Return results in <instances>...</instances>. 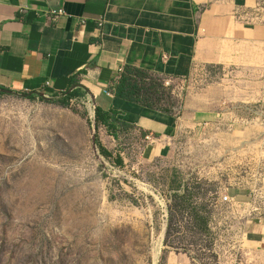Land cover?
Listing matches in <instances>:
<instances>
[{
	"label": "rangeland",
	"instance_id": "374dc122",
	"mask_svg": "<svg viewBox=\"0 0 264 264\" xmlns=\"http://www.w3.org/2000/svg\"><path fill=\"white\" fill-rule=\"evenodd\" d=\"M262 61L136 78L137 103L206 118L165 159L133 125H96L82 92L1 93L0 264H264Z\"/></svg>",
	"mask_w": 264,
	"mask_h": 264
},
{
	"label": "crops",
	"instance_id": "0c3cea01",
	"mask_svg": "<svg viewBox=\"0 0 264 264\" xmlns=\"http://www.w3.org/2000/svg\"><path fill=\"white\" fill-rule=\"evenodd\" d=\"M263 5L264 0H0V88L52 97L82 92L94 109L154 138L148 159H165L170 143L200 130L206 118H178L118 98L120 75L133 68L180 79L200 66L262 65ZM257 236L263 247L264 233Z\"/></svg>",
	"mask_w": 264,
	"mask_h": 264
},
{
	"label": "trees",
	"instance_id": "16d2710c",
	"mask_svg": "<svg viewBox=\"0 0 264 264\" xmlns=\"http://www.w3.org/2000/svg\"><path fill=\"white\" fill-rule=\"evenodd\" d=\"M145 75L146 73L138 69L127 68L120 75L115 85V89H114L115 96L123 100H126V101L137 103V101L133 99V97L136 94H138L140 90V88L137 85L136 78L140 77L143 79ZM1 93H12L13 94V92L11 91L0 88V94ZM67 94H69V96L77 95L78 91H73L72 93L70 92L65 93V95ZM19 95L27 99L33 98V94H19ZM145 106L148 107L147 105ZM94 117H95L94 121L96 125L100 124L107 129L115 128L116 125L118 124V121L113 117L112 114H110L109 112H102L98 108L94 109Z\"/></svg>",
	"mask_w": 264,
	"mask_h": 264
},
{
	"label": "built area",
	"instance_id": "2783aa9c",
	"mask_svg": "<svg viewBox=\"0 0 264 264\" xmlns=\"http://www.w3.org/2000/svg\"><path fill=\"white\" fill-rule=\"evenodd\" d=\"M20 11L23 12V10H20ZM59 13H60V11L54 12V13L51 14V17H53V19H54ZM47 17H50V15L49 16L47 15ZM121 72L122 71L120 70L119 73L121 74ZM39 95L41 96V98H44V99L45 98L47 99L49 97H52V96L48 95L47 93H41ZM145 140L150 143V142H153L154 141V138L153 137H149V136H145ZM256 198H257V195H256L255 191H251V193H249V195H248V202L249 203H252L253 200H255ZM216 205L217 206H219V205H225V206H227V209H230V210L232 209V207L239 208V206L235 205V203H232L231 198L228 195H225V194H223V195H221L219 197V199L217 200V204ZM215 208H216V206L214 205L213 209L216 211ZM250 214H252L253 216H258V211L256 209L252 208L248 212V216H251Z\"/></svg>",
	"mask_w": 264,
	"mask_h": 264
},
{
	"label": "bare ground",
	"instance_id": "6f19581e",
	"mask_svg": "<svg viewBox=\"0 0 264 264\" xmlns=\"http://www.w3.org/2000/svg\"><path fill=\"white\" fill-rule=\"evenodd\" d=\"M154 246V245H153ZM157 247H158V245H156L155 247H154V251L155 252H157Z\"/></svg>",
	"mask_w": 264,
	"mask_h": 264
}]
</instances>
